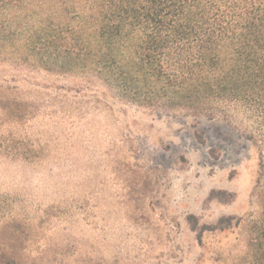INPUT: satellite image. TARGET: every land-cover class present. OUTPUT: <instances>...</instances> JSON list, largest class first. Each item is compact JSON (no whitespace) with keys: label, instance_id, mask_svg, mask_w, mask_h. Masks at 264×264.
I'll return each instance as SVG.
<instances>
[{"label":"rangeland","instance_id":"rangeland-1","mask_svg":"<svg viewBox=\"0 0 264 264\" xmlns=\"http://www.w3.org/2000/svg\"><path fill=\"white\" fill-rule=\"evenodd\" d=\"M40 1L49 2L0 0V23L11 25L0 32V263L229 264L251 255L264 224L253 144L232 123L139 107L66 72L74 32L14 31ZM221 217L231 223L200 230Z\"/></svg>","mask_w":264,"mask_h":264},{"label":"trees","instance_id":"trees-1","mask_svg":"<svg viewBox=\"0 0 264 264\" xmlns=\"http://www.w3.org/2000/svg\"><path fill=\"white\" fill-rule=\"evenodd\" d=\"M38 4L16 17L15 32H74L79 49L64 47L69 58L66 72L102 81L115 97L139 107L232 123L256 148L257 182L262 186L264 0H49ZM43 10L59 13L57 21L42 19ZM2 27L11 25L1 22L0 32ZM188 219L191 228L198 230L195 218ZM230 223L229 217H221L200 230L223 229ZM253 250L229 264H264V224ZM4 264L16 262L8 259Z\"/></svg>","mask_w":264,"mask_h":264}]
</instances>
